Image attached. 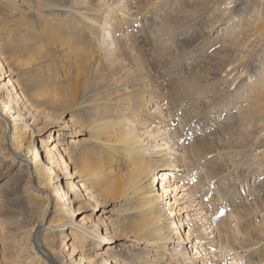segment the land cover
<instances>
[{
	"label": "rangeland",
	"instance_id": "1",
	"mask_svg": "<svg viewBox=\"0 0 264 264\" xmlns=\"http://www.w3.org/2000/svg\"><path fill=\"white\" fill-rule=\"evenodd\" d=\"M83 1L0 0V39L2 42L5 40L10 28L17 34V25L33 24L36 12H65L67 6H73L66 13L72 16L80 14L86 10L80 7ZM13 7L18 8L15 13ZM116 7L122 8L118 12L121 23L117 32L113 31L114 19L111 15ZM97 8L105 9L99 14L101 24L97 26L96 45L100 59L103 58V63L112 60L118 68L122 64L118 61H125L126 55H122L117 39L121 38L130 45L128 52L141 69L136 73L141 81L140 87L147 95L154 96L156 101L151 109L159 105L166 112L164 119L170 121L162 123L161 133H167L168 140H172L169 146H175L172 147L175 154L181 157L178 159L182 168H173L170 172L177 179L167 177L162 181L169 170L168 159L173 156L166 154L163 162L167 161V169L156 173V184L161 189H167V208L177 213L170 214L173 215L170 220L177 221L171 233L176 237L177 231L181 230L185 235L183 245L178 247L179 250L189 249L185 263L259 264L264 253L257 252V249L239 246L237 250L226 251L228 249L221 245L220 239L227 241L224 230L231 231V228L220 224H224L233 211H238L245 217L247 226L254 228L257 237L264 241V228L261 227L264 224V213L261 212L264 198L259 188L264 172V116L263 120H259L253 115L255 121L250 126L244 112L250 102L259 99L255 97L259 92L255 85L260 69L264 68V28L259 27H264V0H99ZM86 13L91 14L89 11ZM48 50L47 57L38 59L37 50L31 49L20 58L19 67L10 62L12 81L19 84L18 89L27 98L29 91L17 80L18 73L32 78L33 91L29 102L24 101L21 114L25 119L21 123L34 122L42 130L38 136H35L34 128H30L27 135L19 129L14 132L15 121L7 119L8 124L5 125L0 115V222L4 213L19 221L17 228L0 231V264H45L44 251L39 252L40 258H36L31 248L34 225H43L36 228L37 232L43 230L42 237L48 233L52 238L54 233H58L57 223L53 225L54 230H46L55 213L54 204H51L46 216L39 215V209L45 203L41 194L54 190L57 182L49 180L50 171L46 172L48 177H43L41 184L38 174L31 179L29 173L32 169L30 166L35 163L32 157L39 155L42 158L44 155L41 138L52 142L47 129L53 128V139L63 138L62 133H70L67 135L69 142H79L87 137V125L82 120H77L72 128L64 126L70 120L72 107L63 108L49 101L54 99L56 92L50 85H44L41 78H53V67L59 76L66 75L68 64L58 46L49 44ZM3 53L9 60L13 57L14 49L9 42L4 45ZM132 83L126 80L122 87L127 88L122 93L129 94ZM251 92H254V96ZM128 112L126 116L130 127L140 129L142 123L155 127V123H151L147 117H153L150 111L148 113L146 109L142 111L137 108L135 114H130L134 112L131 109ZM142 118L146 121L142 122ZM48 123H52V126H48ZM171 123L179 127L177 133H174ZM158 126L161 127V124ZM19 132L25 139L14 142L15 149L21 154L30 150L29 162L33 163L29 168L28 162L10 152L12 137L18 136ZM21 143L24 144L20 146ZM65 146L61 145L59 150ZM154 158L157 160L160 156ZM69 172L71 176L60 175L63 185L72 176L71 181L82 184L78 166H69ZM258 176L259 181H256ZM173 180L178 183L174 184ZM38 184L44 187L39 193L34 190ZM95 189L92 183L84 188L88 193L96 194L93 200L90 195L86 203L81 198L72 202L74 209H81L79 219L93 215L111 221L123 212L125 206L118 197L97 190L96 193L92 192ZM65 194L67 199L71 198V191L65 190ZM192 200L195 202L192 203ZM200 203L202 209L197 205ZM180 223L181 227L178 228ZM108 228L110 230L102 239L104 247L99 249L100 253L108 255L117 250L126 253L134 247V233L115 229L112 225ZM186 237L189 239L187 244ZM95 243L91 244L92 247ZM203 244L206 248L201 247ZM44 249L54 255L46 246ZM55 253L56 260L48 263L63 264L61 254ZM194 257L198 258L195 260Z\"/></svg>",
	"mask_w": 264,
	"mask_h": 264
},
{
	"label": "bare ground",
	"instance_id": "2",
	"mask_svg": "<svg viewBox=\"0 0 264 264\" xmlns=\"http://www.w3.org/2000/svg\"><path fill=\"white\" fill-rule=\"evenodd\" d=\"M98 3L99 0H84L80 3V7H84L86 10L78 11L80 14L73 16L69 15V12L66 13V10L72 9L73 6H67L65 12L63 10H51L46 14L36 12V21L34 20L33 24L27 22L17 25V34L14 33L13 28H10L7 31L8 35L5 40L2 42L0 39L3 46L0 45V58L2 59L0 64L2 66L0 67V115L4 119L5 125L8 124L7 119L14 120V132L19 129L27 135L29 129L34 128L35 136L41 134L42 128L36 126L34 122L21 123V120L25 119L21 114L23 104H25L24 101L29 102L33 91L32 78H29L26 74L18 73L17 80L29 91V98H27L18 89L19 84L15 80L12 81L11 75L13 72L11 71L10 62L19 67L21 65L19 63L20 58L33 48L38 52V55H36L38 59L47 57L49 55L48 45L52 43L61 49L62 56L67 60L68 71L66 75L59 76L57 69L53 67L51 74L53 78H41L44 85H50L56 92V95H53L54 99L51 98L49 101L58 103L63 108H73V111L69 113L70 120L64 123L65 127L71 126L70 128H72L74 124H77V120H82L87 125L85 126L87 137H83L79 141L80 143L69 142L67 135L70 133H62L63 138L58 139L56 137V139H53V136H51L53 128L49 127L47 129L50 131L48 138L55 143L53 144L48 139L41 138L44 155L42 158L39 155L32 157L35 163L30 166L32 168L29 171L30 178L34 179L35 175L38 174V181L41 184L42 178L48 177L46 172L50 171L49 180L57 182L56 190L55 188L54 190H46L41 194L44 195L45 203L42 202L39 215L46 216L51 204H54L55 213L46 230H54V223H57L56 226L59 230L58 233L52 235V238L48 233H45L42 237L43 230L37 232L36 228H41L43 225L35 224L31 248L36 258H40L39 252L44 251L42 254L45 257V264L56 260L55 251L63 257V264H186L185 258L186 255L190 254L189 249H178L180 245H183L182 239L185 235H182L181 230L177 231L176 237L171 233L174 231L173 226L177 221H171L173 215L170 214L177 213L174 209L167 208L169 201L165 195L167 189H161L159 184H156V173L162 169H167L165 167L167 161L166 163L163 162L166 154L173 156L168 159V163H170L168 165L169 170L165 173L166 177L162 181H165L167 177L175 178L174 174L170 173L174 170L173 168H182L179 165L181 157L175 154L172 147L174 145L169 146L172 140H168L167 133H161L162 123L170 121L164 119L166 112L161 110L158 104V108L151 109L156 101L153 99L154 96L147 95L140 87L141 81L137 79L136 73L141 69L136 66L137 64L133 61L134 58H131V53L128 52L131 49L130 45H127L121 38L117 39L122 55H126L125 61H118L122 63L118 68L114 61L103 63V58L100 59L101 55L97 53L98 47L96 45L97 26L101 24L99 14L104 12L105 9H98ZM121 7H116L111 14L114 19V21L112 20L114 23L112 26L113 31L116 32L119 31L117 28L121 23L118 17L119 10H122ZM17 9L13 7V13ZM68 11L71 12V10ZM86 11L91 12V14L86 13ZM122 28L120 27V30ZM53 39L54 42H52ZM7 42L14 49V55L10 60L3 53L4 45ZM258 75L255 87L259 89V92L255 97L259 99L250 102L244 108L245 120L250 126L255 121L253 115H256L259 120H263L264 116V68L260 69ZM5 80L6 82H4ZM126 80L133 82L129 94L122 93V90L127 88V86L122 87ZM250 94L254 96V92ZM137 108L142 109V111L146 109L148 113L150 111L154 114L153 117L157 118L156 121L153 117H147L151 123H155V127H151V125L144 126L145 123H142L143 126L140 129L135 126L130 127L126 114L130 109L134 110L130 114H135ZM145 121L146 119L142 118V122ZM24 124L26 127L20 128V125ZM160 124L161 127L158 126ZM171 124L174 127V133H177L179 127L174 126L173 123ZM49 125L52 126V123H48ZM34 134L31 135V139H33ZM17 135L12 137L14 139L11 143L10 152L13 153L12 155L28 162L29 168V165L33 163L29 162L28 152L30 150H25V153L22 152L23 154L18 153L14 142L21 141L25 137H22L20 132ZM23 144L21 143L20 146ZM64 144L66 146L60 151L59 147ZM155 156H160V158L156 160ZM179 157L180 159H178ZM162 163L163 166H160ZM69 166H78L81 172L80 182L82 184L71 181L74 176L68 178L69 181L66 180L67 182L64 185L61 183L63 179H60V175L62 173L65 176H71ZM74 169L76 168L74 167ZM262 174L259 188L262 190L264 198V172ZM256 179V181H259V176ZM90 183L96 187L92 192L96 193L97 190L118 197L125 206L123 212L111 221L105 218H95L93 215L92 217L79 219L78 214L81 209H74L72 202L80 201L81 198L86 203L90 195L91 199H94L96 194H90L84 190ZM173 183L178 182L173 180ZM40 184L34 187V190L38 193L44 188ZM65 190L71 191L70 199L66 198ZM193 202L195 201L192 200ZM201 204H197L200 205L199 209H202ZM89 207L87 206V208ZM169 210L170 213L168 214ZM263 210L264 207H261L262 213H264ZM241 214L238 211H233L226 219L227 221L224 220L226 222L220 224L231 228V231L224 230L227 241L220 239L221 245L227 247V252L237 250L241 246L242 248H254L257 249V252L264 253V241L257 237L254 228L247 226L245 217ZM2 216L0 222L1 232L5 229L13 230L18 227L19 221H15L9 213H4ZM110 225L115 229L134 233V247L126 253L121 250L108 255L100 253L99 249L104 247L101 244L102 239L110 230L108 228ZM179 227H181V223L178 224ZM261 227L264 228V224H261ZM187 237L185 238L186 244L189 242ZM197 240H201V238H197ZM93 242L96 243L92 247ZM142 244H145V246H142ZM195 244L197 245V243ZM44 246L51 250L55 256L44 249ZM201 247L206 248L204 244ZM105 257H109V261L105 260ZM196 258L193 259L196 260ZM259 264H264V256H262Z\"/></svg>",
	"mask_w": 264,
	"mask_h": 264
}]
</instances>
